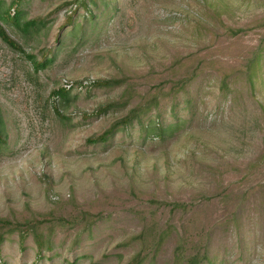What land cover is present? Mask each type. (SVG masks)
I'll list each match as a JSON object with an SVG mask.
<instances>
[{
    "label": "rangeland",
    "instance_id": "374dc122",
    "mask_svg": "<svg viewBox=\"0 0 264 264\" xmlns=\"http://www.w3.org/2000/svg\"><path fill=\"white\" fill-rule=\"evenodd\" d=\"M2 1L0 264H264V0Z\"/></svg>",
    "mask_w": 264,
    "mask_h": 264
},
{
    "label": "trees",
    "instance_id": "16d2710c",
    "mask_svg": "<svg viewBox=\"0 0 264 264\" xmlns=\"http://www.w3.org/2000/svg\"><path fill=\"white\" fill-rule=\"evenodd\" d=\"M21 16L19 10H14L13 14L10 13V10L4 8V3L0 0V36L6 40L5 34L1 27L2 23L12 24L13 26L17 27L18 29L23 30L24 32H28L30 29L35 28L37 26L36 21H25L24 23L21 22ZM32 60V59H30ZM33 61V60H32ZM103 139V138H102ZM9 223L5 221H0V226H8ZM3 241V237H0V244Z\"/></svg>",
    "mask_w": 264,
    "mask_h": 264
}]
</instances>
